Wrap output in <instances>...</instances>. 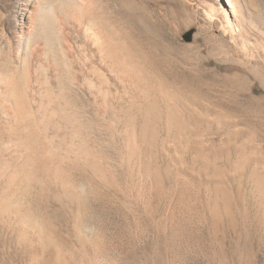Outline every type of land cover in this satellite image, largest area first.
<instances>
[{"label": "rangeland", "instance_id": "obj_1", "mask_svg": "<svg viewBox=\"0 0 264 264\" xmlns=\"http://www.w3.org/2000/svg\"><path fill=\"white\" fill-rule=\"evenodd\" d=\"M132 1L158 30L152 40L137 27L135 37L150 40L144 46L152 55L166 49L154 63L178 86L170 89L193 103L199 125L186 133L192 148L183 149V138L156 149L161 177L146 179L123 160L121 128L110 112L76 95L110 179L73 167L80 198L49 196L35 207L53 237L44 257L41 242L29 245L0 226V264H264V51L233 37L227 23H204L196 0ZM214 1L202 2L211 7ZM245 1L248 12L264 13V0ZM244 156L248 163L239 170ZM218 198L223 212L213 206Z\"/></svg>", "mask_w": 264, "mask_h": 264}, {"label": "bare ground", "instance_id": "obj_2", "mask_svg": "<svg viewBox=\"0 0 264 264\" xmlns=\"http://www.w3.org/2000/svg\"><path fill=\"white\" fill-rule=\"evenodd\" d=\"M196 1L195 12L204 23L217 28L227 23L233 37L264 51V34L253 27L264 29V13L253 8L248 12L245 0H215L211 7ZM134 4L0 0V123L5 127L0 133V226L29 245L41 242V257L53 237L35 214L37 203L49 196L76 202L80 195L73 167L93 179H110L105 153L93 146L76 95L110 112L121 128L123 160L146 179L161 177L156 149L166 150L170 140L183 138V149L192 148L186 133L199 125L191 112L193 103L170 89L173 82L154 63V58L166 55V49L157 47L163 39L152 42L157 47L153 55L146 51L147 39H158L153 32L157 27L152 29L144 9L141 13ZM137 27L147 33L143 44L135 37ZM247 163L246 158L239 160L236 167L243 170ZM223 195L217 196L224 199ZM218 201L213 205L216 212L221 209Z\"/></svg>", "mask_w": 264, "mask_h": 264}]
</instances>
